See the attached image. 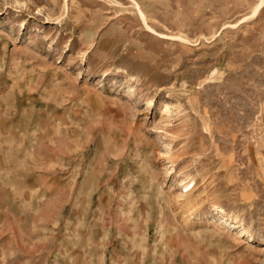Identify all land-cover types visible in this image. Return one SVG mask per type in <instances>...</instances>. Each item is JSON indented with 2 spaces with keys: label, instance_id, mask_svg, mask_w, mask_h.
Instances as JSON below:
<instances>
[{
  "label": "rangeland",
  "instance_id": "rangeland-1",
  "mask_svg": "<svg viewBox=\"0 0 264 264\" xmlns=\"http://www.w3.org/2000/svg\"><path fill=\"white\" fill-rule=\"evenodd\" d=\"M0 34V179L58 185L12 209L47 264H264V0H0Z\"/></svg>",
  "mask_w": 264,
  "mask_h": 264
},
{
  "label": "crops",
  "instance_id": "crops-1",
  "mask_svg": "<svg viewBox=\"0 0 264 264\" xmlns=\"http://www.w3.org/2000/svg\"><path fill=\"white\" fill-rule=\"evenodd\" d=\"M39 170L25 179L23 176L15 177L10 173L7 174L6 180L0 179V264L48 263L46 225H43V235L39 232V236L34 238L27 230L31 220L24 215V211L12 210L17 206L21 209V204L24 203L35 202L38 206H42V203L47 204L49 199L53 200L57 197L58 185L51 182L46 174H42ZM28 178H31L29 182ZM1 215H3L2 218ZM36 225H39L41 231V218H38ZM42 237L44 243H42ZM37 240L39 242H35Z\"/></svg>",
  "mask_w": 264,
  "mask_h": 264
},
{
  "label": "bare ground",
  "instance_id": "bare-ground-1",
  "mask_svg": "<svg viewBox=\"0 0 264 264\" xmlns=\"http://www.w3.org/2000/svg\"><path fill=\"white\" fill-rule=\"evenodd\" d=\"M7 31V30H6ZM1 35V34H0ZM166 108H165V112H167V111H169L170 109H169V104H166V106H165ZM166 114V113H165ZM222 220H221V222H222V224H220L221 226V228H224V227H226V225H228V226H231V228H232V230H233V233H234V237L233 238H235L236 240L237 239H241L242 240V238H243V235H244V233H245V231L243 230V229H237V227L239 228V225L241 224H238V222L237 221H235V222H232L229 218H221ZM246 235V234H245ZM249 236V238L248 239H253V236L251 235V234H249L248 235ZM249 242V241H248ZM251 242V241H250Z\"/></svg>",
  "mask_w": 264,
  "mask_h": 264
}]
</instances>
